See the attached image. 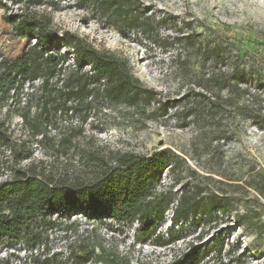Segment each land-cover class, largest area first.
<instances>
[{
  "label": "rangeland",
  "instance_id": "obj_1",
  "mask_svg": "<svg viewBox=\"0 0 264 264\" xmlns=\"http://www.w3.org/2000/svg\"><path fill=\"white\" fill-rule=\"evenodd\" d=\"M135 1L144 22L136 27L101 13L91 0H54L40 10L52 15L71 63L65 32L127 56L135 76L158 92L161 102L152 108L160 109L138 115L103 96L91 104L70 101L41 109V81L34 88L26 82L17 93L0 97V183L31 168L55 177L88 176L90 152L147 156L169 148L179 158L159 184V190L173 195L164 220L145 230L137 222L72 212L81 220L80 229L97 228L134 264L185 254H197L198 264H264V0ZM6 14L0 8V55L16 59L29 41L15 34ZM200 40L221 44L228 65L206 57ZM237 57L249 78L241 89L231 94L199 87ZM252 108L260 124L250 117ZM183 194L212 197L216 204L174 221ZM63 244L57 239L54 248ZM0 260L28 264L29 248L1 237Z\"/></svg>",
  "mask_w": 264,
  "mask_h": 264
},
{
  "label": "trees",
  "instance_id": "obj_2",
  "mask_svg": "<svg viewBox=\"0 0 264 264\" xmlns=\"http://www.w3.org/2000/svg\"><path fill=\"white\" fill-rule=\"evenodd\" d=\"M53 1L0 0V8L6 11V19L15 34L29 41L19 58L0 55V97L17 93L26 82L32 83L34 88V83L41 81L37 91L42 100L41 109L50 110L61 102L68 105L70 101L75 105L91 104L95 98L103 96L139 115L161 102L158 92L135 76L127 56L100 49L65 32L62 39L71 49L74 57L71 63L69 53L60 46L52 15L40 10ZM91 1L105 15L123 17L132 27L144 25L135 0ZM192 41L195 46V40ZM198 43L213 63L228 65L221 44L206 40ZM239 59L231 61L230 68L213 71L199 87L207 91L218 88L219 92L227 89L234 94L249 79ZM33 94L35 92H31ZM219 95L222 100L224 97ZM160 107L152 108V112ZM249 115L256 124L261 123L253 108ZM22 117L25 121L28 119L26 114ZM3 133L4 123L0 119V138ZM178 158L169 148L147 156L129 151H115L109 156L90 152L87 163L93 169L88 176L55 177L34 168L17 171L13 179L0 183V238L8 237L27 245L31 257L28 264H134L127 254L105 240L97 228L81 230V220L73 218L71 213L109 216L121 222H137L145 230L153 228L165 219L166 209L173 200L172 191L159 190V184ZM215 204L212 197L205 201L183 194L174 209L173 220L185 219L196 209ZM57 239L64 244L55 249ZM199 261L197 254H185L168 262L139 261L136 264H198ZM0 264L14 263L0 260Z\"/></svg>",
  "mask_w": 264,
  "mask_h": 264
}]
</instances>
